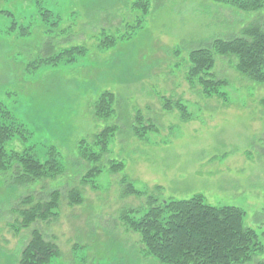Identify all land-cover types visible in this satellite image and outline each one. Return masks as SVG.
<instances>
[{
	"label": "rangeland",
	"instance_id": "rangeland-1",
	"mask_svg": "<svg viewBox=\"0 0 264 264\" xmlns=\"http://www.w3.org/2000/svg\"><path fill=\"white\" fill-rule=\"evenodd\" d=\"M135 1L0 0V103L27 131L25 142L13 139L7 149L28 148L44 162L53 147L63 171L27 187L0 177V264L18 263L32 230L59 250L48 264H159L141 253L138 235L119 220L123 209L145 208L144 198L120 197L122 176L138 191L159 186L161 199L198 194L211 206L239 208L245 226L264 244V84L239 76L234 59L219 56L213 74L227 82L218 90L223 101L201 97L184 81L189 50L233 38L242 27L264 21V10L237 12L209 0H150L142 28L124 39V25L138 17L131 10ZM42 10L51 13L46 24ZM67 28L68 36H59ZM101 34L114 36L116 45L97 49ZM48 41L84 53L47 64L38 57ZM104 91L114 95L107 122L95 120L91 110ZM137 111L154 127L142 138L131 129ZM106 125L116 131L99 153L91 137ZM80 140L100 157V173L83 185L90 167L78 153ZM110 164L121 169L111 172ZM74 188L81 203L69 206L67 194ZM54 190L61 195L57 218L14 234L10 225L21 200L48 201ZM248 264H264V253Z\"/></svg>",
	"mask_w": 264,
	"mask_h": 264
},
{
	"label": "trees",
	"instance_id": "trees-1",
	"mask_svg": "<svg viewBox=\"0 0 264 264\" xmlns=\"http://www.w3.org/2000/svg\"><path fill=\"white\" fill-rule=\"evenodd\" d=\"M209 1L237 12L264 10V0ZM149 6L150 0H137L132 4L131 10L137 13L138 17L132 23L124 25V39L142 28V21L149 13ZM40 14L43 24H46L51 13L42 10ZM4 15L11 17L8 13ZM67 31L68 28L60 31L59 36H68ZM101 35L97 49L107 50L116 45L114 36ZM43 49L44 56L38 58H43L42 61L47 64L65 60L70 62L84 53L81 47L56 49L51 41L46 42ZM216 56L232 57L233 69L239 76L255 84H264V21L242 27L233 38H215L204 47L199 46L188 51L184 81L201 97L211 99L215 96L222 100L224 97L218 90L227 86V82L213 74ZM168 102L165 99L164 105L170 108ZM113 103L112 93H100L91 104L94 119L109 121L113 114ZM175 106L180 114L184 112L179 103ZM131 129L134 136L142 138L147 131H153L154 127L148 122L145 124L137 111ZM115 131V126L106 125L91 137V146L98 148L99 153L105 152L107 142ZM26 136L27 131L22 123L0 103V177L13 186L27 187L41 180H55L62 176L59 155L53 147L46 150L44 162L34 157L28 148L21 151L7 149L8 142L13 139L25 142ZM78 145L79 155L90 167L84 179H81L83 185L100 173L96 167L100 157L98 153L88 151L86 140H80ZM110 165L111 172L121 169L119 164ZM119 184L121 198L145 199L143 211L123 209L119 220L127 231L138 235L142 246L141 253L155 259L159 264H248L254 256L264 253V244L252 228L245 226V214L239 208L211 206L198 194L186 200L161 199L159 186L138 191L125 176L121 177ZM60 196L59 191L54 190L49 194L48 201L44 202H34L32 196L24 197L20 208L15 211L18 218L15 224L10 225V229L14 234H18L29 229L35 222H51L56 219ZM67 203L69 206L81 203L78 189L74 188L68 192ZM262 235L264 236V230ZM55 257H59L57 246L53 242L45 241L39 231L32 230L27 244L20 252L17 264H48Z\"/></svg>",
	"mask_w": 264,
	"mask_h": 264
}]
</instances>
